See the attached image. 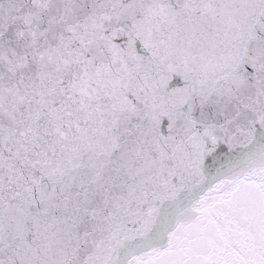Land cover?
Wrapping results in <instances>:
<instances>
[{"label":"snow or ice","instance_id":"obj_1","mask_svg":"<svg viewBox=\"0 0 264 264\" xmlns=\"http://www.w3.org/2000/svg\"><path fill=\"white\" fill-rule=\"evenodd\" d=\"M0 264H264V0H0Z\"/></svg>","mask_w":264,"mask_h":264}]
</instances>
